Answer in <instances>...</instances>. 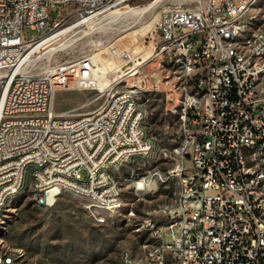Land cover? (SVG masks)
Wrapping results in <instances>:
<instances>
[{
	"label": "built area",
	"instance_id": "1",
	"mask_svg": "<svg viewBox=\"0 0 264 264\" xmlns=\"http://www.w3.org/2000/svg\"><path fill=\"white\" fill-rule=\"evenodd\" d=\"M130 1L0 0V213L26 189L41 208H52L69 186L101 225L105 220L87 197L99 195L115 213L121 200L111 172L135 159L150 164L155 143L137 94L151 84L152 92L167 95L153 74L130 89L111 90L95 111L72 115L57 112L55 98L95 88L91 59L36 75L28 62L17 70L46 37ZM187 1L195 4L186 7ZM73 3L82 10L73 11ZM256 7L264 8V0H182L160 10L161 51L171 59L174 53L188 82L167 111L178 123V142L162 150L176 200L163 211L167 222L149 225L158 243L143 257L127 254L122 264H264V17H256ZM26 27L41 36L27 37ZM129 142H137L138 152ZM156 175L142 177L136 190L157 186ZM85 180H94V189ZM0 264L13 259L0 252Z\"/></svg>",
	"mask_w": 264,
	"mask_h": 264
},
{
	"label": "rangeland",
	"instance_id": "2",
	"mask_svg": "<svg viewBox=\"0 0 264 264\" xmlns=\"http://www.w3.org/2000/svg\"><path fill=\"white\" fill-rule=\"evenodd\" d=\"M153 1L132 0L118 9L119 12L132 10L130 13L119 14L114 9L90 24L73 29L36 51L32 55L35 62L27 67L36 75L52 72L60 62L88 58L94 65L102 62V72L117 71L113 80L102 88L59 92L55 98L57 112L72 115L95 111L111 90L117 93L130 89L151 74L164 82L162 89L167 95L152 92L151 84L142 85L137 94L146 105L145 127L155 143L150 164L144 166L143 159H135L111 172L120 192L121 207L108 214L107 222L101 225L88 216L86 201L81 197L64 193L54 207L46 209L39 207L32 191L25 188L0 213V252L22 251L25 264H122L125 254L140 258L158 243L152 238L149 225L168 221L163 211L175 203L177 191L174 181L165 180L167 166L162 158V150L174 147L179 136L178 123L167 111L178 88L188 82L176 65L174 53L172 59L167 52L162 53L156 29L160 10L182 0H162L149 12L137 13ZM194 4L187 1L185 6ZM24 34L33 38L41 36L30 27L25 28ZM175 86L177 89L171 90ZM152 174H157L154 176L157 186L137 191L135 184ZM29 181L28 172L25 186Z\"/></svg>",
	"mask_w": 264,
	"mask_h": 264
},
{
	"label": "bare ground",
	"instance_id": "3",
	"mask_svg": "<svg viewBox=\"0 0 264 264\" xmlns=\"http://www.w3.org/2000/svg\"><path fill=\"white\" fill-rule=\"evenodd\" d=\"M162 1V0H154L153 2L149 3L148 5H146L144 8L140 9V11H137V13H146L149 12L150 10H152L154 7L157 6V4ZM117 8V12L116 13H130L132 12V10H128V11H118ZM82 10V3H73V11H81ZM115 10V11H116ZM114 12V11H113ZM112 13V12H111ZM116 14V15H119ZM256 17H264V8L263 7H256ZM92 23L89 22V24ZM80 24L78 23H72L69 26H66L65 28H63L62 30H60L59 32H57L54 35L48 36L46 37L40 44H38L37 46H35L34 49H32L29 54L25 57V59L21 62V64H19V66L17 67V70H19V68L25 63L28 62L29 64L35 62L33 60L32 55L38 51L39 49H41L42 47L50 44L51 42H53L54 40L62 37L63 35L69 33L70 31H72L73 29L79 27ZM242 30L243 31H250V23H242ZM95 69H94V83L91 84V86L94 87H100L102 88L103 86L109 84L113 78L115 77L117 71L112 70L110 72H102L100 71V66L103 64L101 63H97L95 62ZM111 63V62H108ZM176 65L178 66V59H176ZM108 70V68H107ZM114 71V72H113ZM112 72V73H111ZM111 73V74H110ZM139 104H144L141 103L139 101ZM129 149H131V152H138V145L137 142H129ZM139 186L144 185V180H139L138 182ZM85 187L87 189H94V180H85ZM146 189H143L142 191L144 192ZM62 193H70V187L69 186H62ZM16 196V195H15ZM12 196V198L10 199V201L15 197ZM87 201H88V206H91V208L94 210V212L98 213V217L100 219H104L105 223L107 222V216H109L108 214L110 213H114V210L112 208H110L109 206H107V202L105 201L104 198H101L99 195H92L87 197ZM36 203L39 207H41V204L39 203V200H36ZM119 209H117L115 212H117ZM4 254L6 256H8V258L13 259V264H24L23 261V257H24V253L22 251H18L17 253H6L4 252ZM127 261V254H125L123 256V262Z\"/></svg>",
	"mask_w": 264,
	"mask_h": 264
},
{
	"label": "crops",
	"instance_id": "4",
	"mask_svg": "<svg viewBox=\"0 0 264 264\" xmlns=\"http://www.w3.org/2000/svg\"><path fill=\"white\" fill-rule=\"evenodd\" d=\"M150 160H151V157H150Z\"/></svg>",
	"mask_w": 264,
	"mask_h": 264
}]
</instances>
